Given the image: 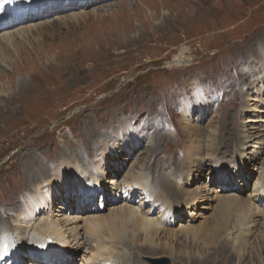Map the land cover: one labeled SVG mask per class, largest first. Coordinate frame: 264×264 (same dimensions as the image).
I'll list each match as a JSON object with an SVG mask.
<instances>
[{
    "label": "rangeland",
    "instance_id": "374dc122",
    "mask_svg": "<svg viewBox=\"0 0 264 264\" xmlns=\"http://www.w3.org/2000/svg\"><path fill=\"white\" fill-rule=\"evenodd\" d=\"M95 3L0 31L12 35L0 56V207L36 220L14 236L25 239L48 219L70 244L60 250L66 264H114L111 257L132 264L107 232L112 252L98 258L85 223L128 208L159 224L146 239L136 224L121 222L129 230L121 243L151 250L140 252L142 264H264V0ZM137 181L146 189L131 191ZM83 182L85 194L75 189ZM48 185L55 194L40 216L29 215ZM238 198L228 229L208 247L200 238L194 245L197 231L215 226L221 202ZM245 216L242 227L236 219ZM237 228L252 232L238 236ZM218 243L227 250L218 252Z\"/></svg>",
    "mask_w": 264,
    "mask_h": 264
},
{
    "label": "bare ground",
    "instance_id": "6f19581e",
    "mask_svg": "<svg viewBox=\"0 0 264 264\" xmlns=\"http://www.w3.org/2000/svg\"><path fill=\"white\" fill-rule=\"evenodd\" d=\"M30 1H32V2H30ZM52 1L53 0H29V1L28 0H21V2L25 3V4L19 8H17V7L14 8V5H8V3H3L2 1H0V21L2 22L1 24H4L3 27L0 28V31H2L4 29H6V30L10 29L12 26H16V25H20V24L22 25V24L30 23V22L33 23L35 20H38V19L44 20L47 17L56 16L58 14H61L64 11L73 10V9L74 10L85 9L86 7H88V5H92V4L95 5L96 4L95 2L97 0H62L58 4H56L54 1L53 2ZM101 1H104V2L108 1L109 2L110 0H101ZM28 7H29L30 11L26 13V10L28 9ZM38 8H42V10L40 12L37 11L38 16H36V15L33 16L32 12H36V10ZM76 17L77 18H72L68 21H71L72 23H76L77 21H80V20H78L79 17L78 16H76ZM29 29L32 30L31 28H29ZM23 31H25V30H23ZM17 36H21V34L19 33V35H17ZM17 36H15L13 38H16ZM11 40H12L11 34H9V36L5 35V36L0 38V52H1L0 56H4V53H3V50L1 49V47L2 48L6 47V46L8 47V43ZM253 47H254V45H253ZM243 57H244L243 59H245L246 62H248V58L245 55ZM4 58H2V59H4ZM179 59H181V58H179ZM161 60H166V59H161ZM183 61L185 62V60H183ZM154 63L155 62H153L151 65H149L145 69L151 68L150 66H152ZM180 63H183V62H180ZM153 67H154V65H153ZM261 68H262V78L261 79H262V83L264 84V66H262V64H261ZM21 88H22L21 92H23V90L26 91L25 86L21 87ZM15 98H16V96H15ZM123 126H124V124L122 125V127ZM242 138L243 139H240L239 141L243 143V147L241 148V151H244L245 150L244 147H246L245 138H248V137L242 135ZM110 148L111 147L106 148V151H107V152L105 151L106 154L112 153ZM242 154H243V152H242ZM85 161L87 164L90 163V161H91V155L90 154L86 155ZM233 162H236V160ZM69 163H71V166H72V164L74 162H69ZM75 166H72L73 170H76L77 172H79L81 169H79L78 165H75ZM79 173H81V172H79ZM57 175L58 174H55V176H57ZM72 175H74V174H72ZM58 177L59 176H57V178ZM223 178H226L225 174H224ZM58 179H60V178H58ZM60 180L62 182H63V180L66 182L65 179H60ZM86 180H85V182H86ZM31 182L34 185V187H33L34 189L32 188L30 191H28L29 190L28 186H27V189L26 188H24V189H25V191H28V193L33 194V190L35 191V187L42 183V179L39 178L37 182L31 180ZM65 182H63V183H65ZM134 184L136 186L135 188H137V189H140L139 187L146 189L144 182L137 181V182L133 183V186L130 188L131 191L134 190ZM85 185H86V183H84V182H83V184L81 183L80 185L75 184V187H76L75 189H79V190H81L82 193L85 194V191L88 190V189H85ZM261 185H262V183H261ZM263 185H264V180H263ZM50 188L51 187L48 185V190L44 191V193H42L41 191H38L39 196L34 198L32 205L29 207V215H32L35 217H37V215L38 216L41 215L42 209L45 208V204L48 203L46 201V198L47 197L52 198L53 194H55L54 191H51ZM179 194H182V193H179ZM237 200H239V198L236 200H232V201L228 199V200H224L223 202H221V204L219 206V210H220L221 214L219 215V213H218V215L220 217L216 218V221H215L216 224L214 227H212V229L210 231L208 230V227L205 226L202 229H200L199 231H197V233L195 235L192 232L194 235L193 236L194 237V245H198L196 243V241L198 240V238H200V240L206 244L205 247H208V245H209L208 243L211 242V240H209V239H212V236H215L216 234L218 235L222 231H225L228 229V227L230 225V224H228L229 218H230V216L228 214V208L230 205H234V206H235V204L240 205V202ZM16 207H13V206L11 208L0 207V264H18L20 261H26V260L29 261V264H44V263L45 264H53V262L55 260L57 261L56 264H66V259L69 258L68 257L69 254L64 255L60 250H62V251L69 250L70 244L65 243V241H66L64 238L65 235H63V237H62V233H61L63 230L61 231L55 222H49L50 220L47 219V220L41 222L40 224H38V226L41 227L40 229H35V227H33V225H32L31 230L28 233V236L25 239H22L19 241L17 240V237H15L14 235H16V236L25 235V233H24L25 227L23 225L35 223L36 220H34L32 217L30 219L25 218L22 220L21 219L17 220L20 216V208H16ZM239 208H240V206H239ZM34 211H38V212L35 213ZM243 212H244V210H243ZM3 214H5L7 216V218H9V219H5L3 221ZM239 214H242V212H240ZM123 216H125L124 220H122ZM247 219H248L247 216L241 217L240 219L239 218L236 219V222L240 226L243 227V224L246 223ZM13 220H15L14 224L12 222ZM121 222H126V224H128V223L129 224H136L138 226L139 231H141L142 234L146 235V239L150 238L151 233H153V232L158 233V229H156V227L159 224H157V222H155L154 220L146 217L145 215H143V216L139 215L138 211L135 209L131 210V209L127 208L126 211L120 210L119 212L110 215L107 219L99 217V216L93 217L85 223H87L86 224L87 225L86 233L90 234V236H92L93 238H95L97 240L96 241L97 242L96 256L98 258H101L105 254L112 252L111 248L109 247L110 246L109 243H114L117 250H120L121 252L122 251L123 252L124 251H127V252L130 251L129 255H130V261L132 264H142L139 261V257L143 256L142 254L151 255L150 252H147L148 250L149 251H151V250L147 247H143V249H142V248H138L137 245L121 243L120 237H123L129 231L128 229H126L124 227V226H126V224H124L122 226ZM230 222H231V220H230ZM44 224L47 226V228L43 229ZM120 224H121V226H120ZM33 230H34V234H33L32 238H35V241H33L30 238V235H32L31 233ZM41 230H43V232L45 234L44 237L40 236ZM208 231L211 232L212 234L207 235ZM103 232H107V234H108L107 237H108V240L110 241L108 244L106 242H104V239L102 238ZM242 232H244V230H242V228L236 229V233H238V236L242 235L243 237H247L248 235L251 234L252 231H250L248 229L245 231V233L242 234ZM70 233H71V237L73 238V241L76 242V245L80 246L81 245L80 244V236L81 235L78 234L76 229L72 230ZM185 238L187 239V237H185ZM50 239L53 240V242L58 243L57 246L59 248L58 247H55V248H57V250L60 251V254H56L54 256L52 255V253H54V252L50 251V249H52L51 248L52 244L49 242ZM105 239H107V238H105ZM263 241H264V238H263ZM219 245H220V247L218 249V252H221L220 249L227 250V246H225V245H228V244L220 243ZM26 247L27 248L29 247L31 251L26 249ZM39 249H40V251L37 253V256H41V257H36V254L34 256L33 255L29 256L26 254V253H33L34 251H37ZM50 252H51V254L49 255ZM140 252L141 253L147 252V253L140 254ZM216 254L217 253H215V252H213L212 254H209V256L206 258V261L207 262L211 261L212 257ZM65 257H67V258H65ZM118 260H120V258L111 257V261L114 264H118L119 263ZM206 261H203V262H206ZM99 264H101V262Z\"/></svg>",
    "mask_w": 264,
    "mask_h": 264
},
{
    "label": "water",
    "instance_id": "95a60500",
    "mask_svg": "<svg viewBox=\"0 0 264 264\" xmlns=\"http://www.w3.org/2000/svg\"><path fill=\"white\" fill-rule=\"evenodd\" d=\"M156 262H162V264H169V261L167 259H163L161 261L156 260Z\"/></svg>",
    "mask_w": 264,
    "mask_h": 264
}]
</instances>
